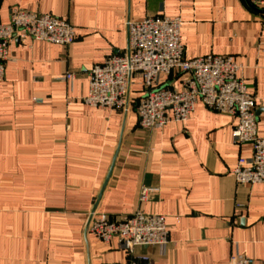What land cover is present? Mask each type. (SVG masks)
<instances>
[{
	"label": "crops",
	"instance_id": "1",
	"mask_svg": "<svg viewBox=\"0 0 264 264\" xmlns=\"http://www.w3.org/2000/svg\"><path fill=\"white\" fill-rule=\"evenodd\" d=\"M14 8L65 19L77 38L11 46L0 83V264H230L239 254L264 264V184L232 175L252 156L233 141L235 116L199 104L185 125L143 130L135 112L83 102L91 70L127 49L128 20L180 17L187 58L231 56L242 67L264 137V12L246 0H0V24ZM184 77L163 86L179 89ZM143 94L137 79L132 100ZM143 187L154 193L141 202ZM93 211L163 215L170 242L129 254L86 233Z\"/></svg>",
	"mask_w": 264,
	"mask_h": 264
},
{
	"label": "built area",
	"instance_id": "2",
	"mask_svg": "<svg viewBox=\"0 0 264 264\" xmlns=\"http://www.w3.org/2000/svg\"><path fill=\"white\" fill-rule=\"evenodd\" d=\"M264 10V0H252ZM128 47L120 56L107 58L90 72L89 92L83 102L90 108L135 112L141 129L162 130L168 124H187L199 104L222 115L235 116L238 124L233 132L235 144H249L251 158H241L232 170L239 185L264 184V137L259 135L256 114L259 99L241 78L242 67L231 56L209 55L189 59L185 54L180 17L156 16L142 21L128 20ZM77 38L75 26L62 18L39 15L20 8L11 11L10 21L0 24V83L5 80L7 64L12 60L15 42H49L69 47ZM184 75L179 89L163 86L170 76ZM74 74H66V81ZM140 79L144 94L132 100L135 80ZM35 103H42L34 98ZM154 190L143 187L139 199L146 201ZM85 231L106 244L118 240L129 254L136 248L159 246L170 242L166 217L147 215L141 211L122 220L97 211L89 214ZM149 261L148 257L142 258ZM130 264H136L134 262ZM230 264H256L245 255L231 258Z\"/></svg>",
	"mask_w": 264,
	"mask_h": 264
},
{
	"label": "water",
	"instance_id": "3",
	"mask_svg": "<svg viewBox=\"0 0 264 264\" xmlns=\"http://www.w3.org/2000/svg\"><path fill=\"white\" fill-rule=\"evenodd\" d=\"M246 1L248 2L249 6H250L253 10H255V11H257V12H264V10H262V9H258V8H256L255 6H253L250 0H246Z\"/></svg>",
	"mask_w": 264,
	"mask_h": 264
},
{
	"label": "trees",
	"instance_id": "4",
	"mask_svg": "<svg viewBox=\"0 0 264 264\" xmlns=\"http://www.w3.org/2000/svg\"><path fill=\"white\" fill-rule=\"evenodd\" d=\"M252 1V0H251Z\"/></svg>",
	"mask_w": 264,
	"mask_h": 264
}]
</instances>
